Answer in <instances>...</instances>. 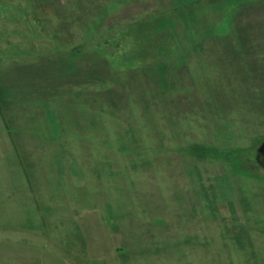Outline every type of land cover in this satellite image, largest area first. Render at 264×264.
I'll return each instance as SVG.
<instances>
[{
	"label": "rangeland",
	"instance_id": "374dc122",
	"mask_svg": "<svg viewBox=\"0 0 264 264\" xmlns=\"http://www.w3.org/2000/svg\"><path fill=\"white\" fill-rule=\"evenodd\" d=\"M0 264H264V0H0Z\"/></svg>",
	"mask_w": 264,
	"mask_h": 264
}]
</instances>
